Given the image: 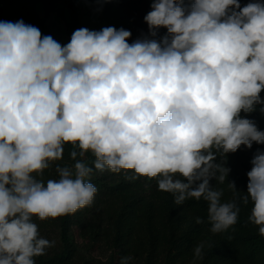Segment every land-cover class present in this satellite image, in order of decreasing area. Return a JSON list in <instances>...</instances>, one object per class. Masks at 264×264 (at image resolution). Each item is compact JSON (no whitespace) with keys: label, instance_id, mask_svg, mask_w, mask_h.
Here are the masks:
<instances>
[{"label":"clouds","instance_id":"1","mask_svg":"<svg viewBox=\"0 0 264 264\" xmlns=\"http://www.w3.org/2000/svg\"><path fill=\"white\" fill-rule=\"evenodd\" d=\"M151 9L148 34L132 43L129 30L110 26L77 29L62 46L22 20L0 21V264H35L55 246L33 217L92 204L87 153L100 172L158 178L177 205L203 198L213 233L237 223L236 200L222 202L211 181H227V154L264 144V131L240 116L258 105L264 113V3L152 0ZM69 144L74 165L57 164L59 178L45 180ZM251 165L240 199L264 237V151Z\"/></svg>","mask_w":264,"mask_h":264},{"label":"trees","instance_id":"2","mask_svg":"<svg viewBox=\"0 0 264 264\" xmlns=\"http://www.w3.org/2000/svg\"><path fill=\"white\" fill-rule=\"evenodd\" d=\"M27 0H0V21H13L16 6ZM98 8H106L109 11L128 15L130 9L144 7L146 12L151 11L150 2L152 0H91ZM192 0H184L185 6H189ZM241 7L246 6L253 0H239ZM264 3V0H260ZM23 22L27 25L37 27L42 36L46 35V30L41 24H37L30 16H24ZM77 30L74 26L70 27L69 33ZM126 30L132 33V36L141 38L148 34V25L141 26L137 30L128 26ZM167 34L165 28L157 30L155 39L160 40ZM131 36V37H132ZM260 96L264 99V90ZM257 106L256 111L251 113H240L241 118H247L255 123L258 130L264 131V113ZM72 150L71 145H65L63 159L54 162L49 169L44 172V179H58V173L55 171L57 164L60 166H72L75 161L70 159L69 153ZM257 150L264 151V144L253 143L251 149L241 146L235 153H229L226 156L225 166L230 168L227 181L235 182L238 193L232 192L228 188L227 181L224 184H218L215 180L211 181L214 187L224 190L221 198L222 202L232 200H242L247 192L248 177L247 173L251 170V160ZM85 162L89 167H93V174L88 178L96 188L97 192L90 206H85L77 210L74 214H68L58 218H49L40 221L33 217V222L38 228L56 226L60 229L61 237L65 243V251L56 253L52 256L43 255L35 257V264H75L71 254V244L68 242V234L73 226L85 227L93 240H96L97 233L94 229V217L96 209L100 207L103 198L114 201L119 206V213L114 224L113 243L120 257L127 253V249L134 244L135 239L142 233L143 239L152 244L155 250H164L171 245H176V239L179 238L180 248L178 254L184 258L194 261V249L203 244V237L206 232L214 236H221L219 242L204 244V257L200 264H236L234 253L245 259L246 264H264V237L259 234L258 226L249 221L252 203L245 205L239 212L238 220L235 225L227 231L221 233L211 232V224L207 219L208 203L201 198L199 201L190 199L182 205L175 203V197L171 193L158 190V178L149 179L139 176L135 179L131 177L135 174L131 171L113 173L109 170L100 172L94 169L95 157L91 153L85 156ZM245 192V193H244ZM243 203V202H242ZM188 217V219H185ZM201 218L204 222L197 223L196 219ZM188 221V228L182 226V221ZM232 258H231V256Z\"/></svg>","mask_w":264,"mask_h":264},{"label":"rangeland","instance_id":"3","mask_svg":"<svg viewBox=\"0 0 264 264\" xmlns=\"http://www.w3.org/2000/svg\"><path fill=\"white\" fill-rule=\"evenodd\" d=\"M152 2H150L151 6ZM147 14L144 7L130 9L128 15H119L106 8H98L91 0H27L16 6L13 23L23 21L24 16H30L37 24H41L45 30V36H51L62 46L66 45L70 39L69 29L74 26L77 29L87 28L92 31H100L105 27L123 28L128 26L137 30L146 25L144 16ZM138 39L135 35L130 37L129 43ZM240 211L244 204L236 200ZM93 220L95 232L98 234L96 240L91 238L85 227L73 226L68 234V242L71 244L72 256L75 264H120L124 257H132L129 264H193L189 259L178 254L180 248L179 238L176 245L164 250H155L152 244L143 239L142 233L138 236L134 244L127 249L123 256L117 255V250L113 243V232L116 217L119 213V206L108 198H103L100 207L96 210ZM188 219V217H185ZM181 220L182 226L188 228V221ZM41 237L49 241H55V246L47 250V255L52 256L65 251V243L62 240L60 229L51 226L39 228ZM221 236H214L206 232L203 237V245L209 242H219ZM204 257V252L202 251ZM231 256V255H230ZM236 264H246L245 259L233 254ZM231 256V258H232ZM200 264V261H195ZM209 264H212L211 262Z\"/></svg>","mask_w":264,"mask_h":264}]
</instances>
